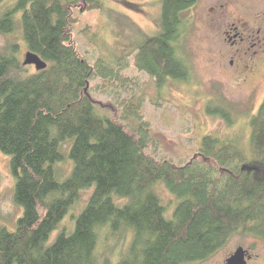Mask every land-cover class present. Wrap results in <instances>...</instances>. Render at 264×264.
I'll return each instance as SVG.
<instances>
[{"label": "trees", "instance_id": "trees-1", "mask_svg": "<svg viewBox=\"0 0 264 264\" xmlns=\"http://www.w3.org/2000/svg\"><path fill=\"white\" fill-rule=\"evenodd\" d=\"M78 1L16 0L0 18V33L19 26L28 51L47 63L27 74L18 45L0 53V151L9 157L14 201L23 210L14 230L0 223V264H111L99 253L104 230L131 233L118 264H199L236 235L264 239V102L249 119V154L206 135L182 166L156 158L147 151L140 101L104 114L90 93L93 80L105 90L129 79L120 73L125 57L92 64L73 43L80 19L70 8ZM84 1L81 15L104 7L103 0ZM194 6L161 0L162 28L136 50V69L158 89L189 80L178 44L182 17ZM207 113L234 123L220 106L210 103ZM67 162L71 171L62 177ZM87 192L72 226L59 230ZM163 194L174 198L172 210Z\"/></svg>", "mask_w": 264, "mask_h": 264}, {"label": "rangeland", "instance_id": "rangeland-1", "mask_svg": "<svg viewBox=\"0 0 264 264\" xmlns=\"http://www.w3.org/2000/svg\"><path fill=\"white\" fill-rule=\"evenodd\" d=\"M160 1L103 0L102 10L82 15L80 12L87 7L84 0L71 6L73 15L80 19L73 28L72 40L86 59L93 64L100 58L115 62L125 57L120 64V73L129 79L126 85L114 81L103 90L101 84L104 82L100 79L90 84V93L99 111L111 114L116 106L119 109L129 101L135 104L140 101L143 119L149 123L150 130L147 151L158 159H170L178 166L195 158L206 135L233 141L249 154V119L264 102V51L254 61L256 66L249 79L244 81L239 69L246 66L248 60L234 56L236 49L227 42L223 31L232 22L250 21L255 25L257 16L264 11V2L237 0L221 9L219 6L225 0H197L194 8L182 17L186 27L178 44V55L190 70L189 80H168L162 89H158L151 77L136 69L135 54L147 37L160 31ZM15 2L0 3V18ZM22 38L19 26L9 35L0 33V53L18 45V57L23 64L29 51ZM231 60H234L233 65ZM25 67L27 74L36 72L35 66ZM210 103L225 108L234 123L230 125L219 116L209 115L207 106ZM70 171L71 163L67 162L61 167L60 175L66 177ZM259 171L264 177V172ZM14 184L9 157L0 151V223L10 230L15 229L16 221L23 213L14 201ZM88 196V192L83 193L81 201L63 220L59 230L72 226L73 215L79 212ZM163 198L172 210L174 198L167 194H163ZM130 240L129 232L112 236L104 230L99 253L111 264H118ZM239 247L252 256L248 264H264V239L243 235L234 236L225 248L199 264H225Z\"/></svg>", "mask_w": 264, "mask_h": 264}, {"label": "flooded vegetation", "instance_id": "flooded-vegetation-1", "mask_svg": "<svg viewBox=\"0 0 264 264\" xmlns=\"http://www.w3.org/2000/svg\"><path fill=\"white\" fill-rule=\"evenodd\" d=\"M191 1L196 5L197 0ZM236 1L237 0H225V3L221 4L219 7L222 9L226 7V5L230 6ZM255 1L259 3L260 1L264 2V0ZM256 21L257 23L255 25L250 23V21H240V23L232 22L223 31L227 42L232 48L236 49L234 56L236 55V58H245V60H248V62L246 61L247 65L239 69V75L242 76L241 78H243L244 81L249 79L256 66L254 61L258 58L259 54L264 51L262 50L264 49V11L257 16ZM159 25L161 30V22ZM258 60L259 59H257V61ZM230 64L233 65L234 60H231ZM249 256L252 258L250 254Z\"/></svg>", "mask_w": 264, "mask_h": 264}, {"label": "water", "instance_id": "water-1", "mask_svg": "<svg viewBox=\"0 0 264 264\" xmlns=\"http://www.w3.org/2000/svg\"><path fill=\"white\" fill-rule=\"evenodd\" d=\"M24 66H35L37 71L44 70L47 68V63L37 54L32 52H27L25 55V60L23 62ZM244 169L251 170L252 167H247ZM251 259L248 251L244 248L239 247L227 260L225 264H248Z\"/></svg>", "mask_w": 264, "mask_h": 264}, {"label": "bare ground", "instance_id": "bare-ground-1", "mask_svg": "<svg viewBox=\"0 0 264 264\" xmlns=\"http://www.w3.org/2000/svg\"><path fill=\"white\" fill-rule=\"evenodd\" d=\"M248 167H251V165L250 166H248ZM245 168H247V167H245ZM253 168V167H252Z\"/></svg>", "mask_w": 264, "mask_h": 264}]
</instances>
